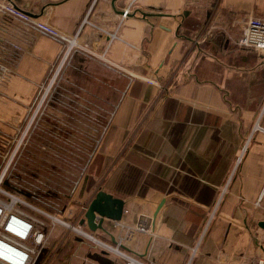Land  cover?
I'll use <instances>...</instances> for the list:
<instances>
[{"label": "crops", "instance_id": "1", "mask_svg": "<svg viewBox=\"0 0 264 264\" xmlns=\"http://www.w3.org/2000/svg\"><path fill=\"white\" fill-rule=\"evenodd\" d=\"M13 1L74 34L92 0ZM257 2L95 0L90 20L119 38L108 44L107 33L85 24L83 47L65 59L59 42L0 12V60L9 69L0 117L23 118L59 66L80 103L108 111L98 120L113 130L96 172L115 162L99 188L122 197L126 212L105 224L118 236L123 223L146 216L154 233L136 232L124 249L149 264L264 258V130L255 127L264 126V55L234 43L246 14H264ZM121 171L128 191H116ZM84 254L93 264H127L103 249Z\"/></svg>", "mask_w": 264, "mask_h": 264}, {"label": "rangeland", "instance_id": "2", "mask_svg": "<svg viewBox=\"0 0 264 264\" xmlns=\"http://www.w3.org/2000/svg\"><path fill=\"white\" fill-rule=\"evenodd\" d=\"M257 1L264 10V0ZM254 14L264 15L259 11ZM60 71L38 88L37 98L23 118L8 121L0 117V199L10 204L11 212H21L33 222L31 234L22 239L32 249L28 264H93L84 253L89 248L92 252L99 251L103 246L58 219L77 225L86 211L84 206L89 204L88 199L110 177L114 161L102 166L100 172L96 170L98 156L106 152L107 138L113 128L109 122L98 120L104 109H92L91 102L85 100V104L79 102L83 100L75 91L74 80L69 83L73 88L70 91ZM105 113L106 117L108 111ZM116 176V191H128L130 187L123 181V171ZM15 196L16 202L12 203ZM84 228L111 243L106 233ZM0 230L5 231L2 224ZM126 232L122 228L117 237H125ZM39 233L44 234L42 242H37ZM116 250L109 254L126 263L123 253ZM1 255L9 264L22 262L11 251Z\"/></svg>", "mask_w": 264, "mask_h": 264}, {"label": "built area", "instance_id": "3", "mask_svg": "<svg viewBox=\"0 0 264 264\" xmlns=\"http://www.w3.org/2000/svg\"><path fill=\"white\" fill-rule=\"evenodd\" d=\"M94 1L95 0H92L91 3L89 4V6L87 7V9H86V11H85V13L81 19V22H80V24H79V26H78V28L74 34H67V33L61 31L60 29H58L57 27H55L54 25L38 18L37 16H35L31 13H28L26 10H24V9L20 8L18 5H16V3L13 0H0V12L6 14L7 16H9L11 18L21 20L22 22L27 24L30 28H32V29L44 34V35L50 36L51 38H53L54 40L59 42L63 47V49H62L63 50V57L65 59L69 56V54L73 50H76L78 48L83 47L81 44L78 43L77 36L80 34V31L85 24H90V25L98 28V30H101L102 32L107 33L108 38H109L108 44L112 41V39L119 38V36L116 33L109 32V31L105 30L104 28L100 27L99 25H97L96 23H94L93 21L90 20V13H91V9L93 7ZM234 43H236L240 46L251 47V48L255 49L256 51H258L259 53H261L262 55H264V18L255 16L251 13L246 14V16L244 17L243 32L240 36H238L237 38L234 39ZM10 45H11V47L14 48V50H17L20 48V45L16 42H11ZM2 50L3 49H1V51ZM105 51H107V47L105 48L103 53H105ZM60 67L61 66H59L57 68V70H56L57 72L60 71ZM8 70L9 69H8L6 62L4 60H0V82L4 81V79L6 78V76L8 74ZM255 127L259 128L261 130H264V126L260 125L259 123H257L255 125ZM245 147H246V145H245ZM87 206H88V204H86V206H84L85 210H86ZM125 212H126V209H124V213ZM0 214H1V212H0ZM83 216H84V214L82 215V217ZM146 218H147L146 216H140L139 220L134 225H132V224L126 225L123 223L122 227H125V229L127 231L125 234V237L119 238V237L114 235L115 241L111 242V243H109L108 241H105V240L104 241L100 240L97 237H95L93 234L90 233L91 231L86 230L84 228V226H86V225L81 224L80 221L77 225L73 226L70 223H66L65 221L61 220L60 218L59 219L57 218V219L59 221H61L62 223L73 228L80 235L91 238V239L99 242L100 244L103 243V245L101 244V246H103V250H105L107 252L113 251L114 248H119L120 250L119 251L116 250V251L120 254L123 253L122 256L128 260L126 263H129V264H149L147 262H143V261L127 254L124 251V240H123L124 238H129V236H132L135 232L153 234L154 229L152 227V224L149 223ZM121 221H122V219L114 221V222L119 223ZM27 222L26 223L28 224V226H26L27 229L23 234H18L14 231H11L10 233L13 236H17L20 239H25L26 236L30 235L32 230H33V222H31V219ZM7 225H8V223L6 224V226ZM8 231H9V229H8ZM39 234H41V233H39ZM111 237H112V234H111ZM5 243L9 246H13V244H10L8 242H5ZM112 244H116V245H112ZM110 246H111V248H110ZM14 248L16 250H20V247H17L16 245L14 246ZM25 254H26L25 260L30 258V252L29 251H25ZM25 260L23 262H21L20 264H25L27 262ZM14 264H18V263H14ZM256 264H264V258H259L258 261L256 262Z\"/></svg>", "mask_w": 264, "mask_h": 264}, {"label": "bare ground", "instance_id": "4", "mask_svg": "<svg viewBox=\"0 0 264 264\" xmlns=\"http://www.w3.org/2000/svg\"><path fill=\"white\" fill-rule=\"evenodd\" d=\"M15 202H16V196H15V198H13L12 203H15ZM9 206H10V204H8L4 200L0 199V212H1V214H0V226L2 224V226H4V230H5V231L0 230V232L2 233V234L0 233V264H9L8 262H6L2 259L3 255H1V254H7L11 251L14 253L15 258H17L18 261L20 260L23 262L25 260V256H26L25 251H29L31 253V250H32L25 243H23L22 239L18 238L17 236H13L10 233L11 231H14L18 234H23L27 229L26 226H28V224H29L27 221H29L30 218L21 212H14V211L11 212L10 211L11 208ZM9 211L11 212L10 214H8ZM7 223H8V225L6 226ZM8 229H9V231H8ZM28 237H29V235H27L25 239H27ZM43 239H44V234L43 233L38 234L37 242H42ZM5 242L13 244V246H9ZM15 245L17 247H20V250H16L14 248ZM114 250H116V248H114ZM25 261H27L25 264H28L29 258L26 259ZM20 263L21 262H19V264Z\"/></svg>", "mask_w": 264, "mask_h": 264}, {"label": "water", "instance_id": "5", "mask_svg": "<svg viewBox=\"0 0 264 264\" xmlns=\"http://www.w3.org/2000/svg\"><path fill=\"white\" fill-rule=\"evenodd\" d=\"M28 12V11H27ZM31 13V12H28ZM163 200L155 210L157 215ZM125 200L122 197L100 188L89 201L84 216L80 220L81 224L86 225L90 230L102 228L105 231L111 232L106 226V220L117 221L123 218ZM112 234V240L115 241V236ZM129 264V263H127Z\"/></svg>", "mask_w": 264, "mask_h": 264}]
</instances>
